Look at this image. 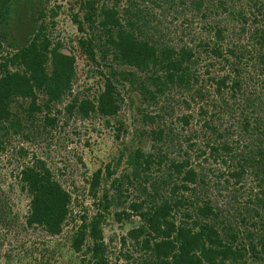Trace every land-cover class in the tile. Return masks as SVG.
Returning a JSON list of instances; mask_svg holds the SVG:
<instances>
[{"label":"trees","instance_id":"16d2710c","mask_svg":"<svg viewBox=\"0 0 264 264\" xmlns=\"http://www.w3.org/2000/svg\"><path fill=\"white\" fill-rule=\"evenodd\" d=\"M34 1L0 0V49L2 42L7 41L14 51L1 56L0 62V151L6 149L11 131L23 135L26 130L30 136L24 137L29 140L49 137L59 129L64 115L116 116L120 108L114 95L117 75L135 83L148 103L158 104L170 92L169 100L174 99L175 93L184 98L182 103L187 108L191 109L190 102L201 103L203 142L199 144L197 132L189 134L179 158L171 157V151L180 152L183 148L182 144L175 145L179 135L171 127L156 126L148 132L142 131L153 142L154 152L138 151L131 161L151 184L146 187L137 175L134 178L125 175L129 185H136L134 191L138 196L129 205L130 213L122 211L114 216L117 221L132 214L140 218L141 224L128 232L140 250L146 252L137 264L263 261L264 235L255 240L253 235H244L230 223L221 222L218 211L204 197L209 186L208 175L215 171L205 168L209 162L222 163L224 169L217 171L218 178L228 176L226 184L230 178L239 184L246 176H252L260 189L256 202L261 200L260 195L264 196V4L258 7V2H254L257 13H247L241 8L236 10L232 0H107L102 6H98L97 0L85 1L84 18L91 33L81 39L82 50L99 66L101 62L104 66L111 54L119 68L106 65L107 69H113L110 75L98 71L105 78V87L97 97L98 105L86 98L81 101L74 98L65 110H59L57 103L72 94L75 68L72 59L62 55L57 47L51 48L48 28L39 20L44 17L43 11L37 10L40 12L37 16ZM147 1L163 10L161 14L146 6L142 8L141 4ZM222 14L230 19L221 18ZM198 17L203 33L192 35L190 44L184 36ZM76 21L78 30L85 32L83 21ZM227 22L239 25L240 34L234 31L233 36L242 42H227ZM249 22L251 33L246 27ZM27 25L33 28L31 33L21 36V28ZM37 25L39 30L33 37ZM172 34L182 42L179 46L172 44ZM104 37L103 41L111 47H100L101 62H97L96 40L100 43ZM121 66L147 72V84ZM168 106L165 111L172 110ZM226 117L230 119L229 127L224 123ZM191 119L189 114L181 116L184 131ZM160 120L163 115L150 114L146 115L144 124L154 125ZM17 153L28 156L24 148H19ZM154 168L163 173L153 177ZM112 174L108 168V177ZM19 177L22 190L30 198L25 226L40 228L49 236L60 235L72 213L71 194L47 163L37 157L24 163ZM101 182L99 170L92 177L90 194L97 200L100 212L89 222L83 217L72 237L75 251L86 250L81 264H119L109 260L102 225L111 207L124 203L122 191L118 188L113 196L105 189L100 197ZM0 206V221L10 219L11 223L7 202L2 200ZM252 225L256 226L257 222ZM126 257L131 258L129 254Z\"/></svg>","mask_w":264,"mask_h":264},{"label":"rangeland","instance_id":"374dc122","mask_svg":"<svg viewBox=\"0 0 264 264\" xmlns=\"http://www.w3.org/2000/svg\"><path fill=\"white\" fill-rule=\"evenodd\" d=\"M85 1L87 0L34 1V4H36L35 12H38L37 10L43 11L44 17H40L39 20L41 23L44 21L48 28L47 34L51 41V48L57 47L62 55L72 59L75 68L71 88L72 94H68L61 102L57 103L59 110H65L64 107L71 103L74 98H77L78 101L86 98L98 105L97 97L105 87V78L98 71L107 74L109 72L108 75H110L113 69L119 68L118 63L114 62L111 54H109L104 65L105 68L103 66L104 62L99 59L100 47H111L103 41L106 39L105 37L100 43L96 40L99 45L95 44L96 60L101 62L100 66L89 59L82 50L81 39L88 38L91 33V29L88 28V23L84 18L86 9L83 3ZM106 1L97 0L98 6H102V3ZM254 2H258V7L264 4V0L231 1L236 10L241 8L247 13L254 11L257 13L253 6ZM145 6L157 15H160L163 11L155 8L151 1H147L144 5L141 4L142 8ZM24 13L26 16L27 10H24ZM38 13H36L37 16L40 15V12ZM227 14H222L221 18L226 17ZM221 18L218 19L221 20ZM76 19L83 21L82 26L85 27V32L78 30ZM182 19L181 17L179 20ZM167 22L165 21V26H167ZM227 23L229 27L227 42H242L241 38L238 40L233 36L234 31L240 34L239 27L237 28L239 25L232 22ZM30 24L32 26V23ZM201 24L202 21L198 17L196 21L189 25L191 29L184 38L190 44L192 35L197 37L203 33ZM31 26L27 25L21 28V36L23 34L29 35L33 29ZM246 27L249 31L252 30L250 22ZM35 28L33 37L39 30L38 25ZM231 33L232 35H229ZM172 37L174 39L172 44L182 43L176 40L174 34H172ZM245 37L248 38V34ZM8 52L14 53L12 48L8 46L7 41H3L2 49H0V62L1 56L8 54ZM106 65L113 67V69L110 67V69H107ZM121 67L122 70L134 72L136 74L135 79L140 78L147 84L146 78L149 76L147 72L137 71L131 66ZM115 82L114 95L119 99L120 108L114 117H102L97 114L85 118L77 113L73 116L62 114L64 117L59 121L58 130L53 131V134L51 133L49 137L44 136L41 138L37 136L32 140L24 137L26 134L30 136L26 130H24L23 135L22 133L14 134L11 131V135L6 140V149L0 151V204L2 200L7 202V208L11 210L13 221L11 223L10 219L0 221V264H81L86 250L75 251L72 247V237L83 223V217L89 222L98 211L100 212V207L96 205L97 200L90 194L92 177L99 170H101L102 182L98 190V196L101 197L105 189L109 195L114 196L117 189L121 188L122 201L124 202L111 207L106 215L105 223L102 225L103 241L107 245L109 260L119 264H137L138 261L143 259L146 253L145 250H140V246L136 245L128 236L130 230L141 224L140 218L132 214L122 221H117L114 216L115 213L122 211L130 213L129 205L138 196V193L134 191L136 185H129L124 177L127 175L134 178L135 174L140 177L139 180L146 187L151 184V181L146 180L143 173L131 161L138 151L154 152L152 150L153 142L142 131L148 132L156 126L171 127L175 130L179 135V138L175 140V145L182 144L183 148L180 152L171 151V157L174 158H179L183 154L186 146L183 141L188 138L189 134L197 132L198 138L200 137L198 142L201 144L203 142L201 138L203 133L201 130L202 123L199 117L201 103L190 102L191 109L187 108L182 103L184 98L175 93L172 96L174 99L169 100L168 97H171V92L164 96L158 104L148 103L135 83L128 81V79H122L118 75ZM167 104L172 110L165 111ZM150 114L163 115V120H160L158 124L145 125L144 119L146 115ZM187 114L191 115L192 119L190 126L184 131L185 127H183L180 118L182 115ZM224 123H227L225 124L226 127L231 125L228 117L224 119ZM119 129H122V131H119ZM19 148H24L28 156H19L17 153ZM34 157L47 163V166L54 172L56 179L72 197L71 216L67 220L64 230L58 236H49L40 228H27L25 226L30 198L27 192L21 188L19 175L24 163ZM209 163L205 164V168H213L215 171L208 175L209 186L206 188L204 200L211 201L216 212L218 211L220 214L221 222L230 223L233 229L243 232L244 235H253L255 240H258L264 235L262 231L264 228H261V224H264V196L260 195L261 200L258 203L256 202V194L260 193L256 180L248 175L239 184H236L232 178L226 184L225 179L228 176L218 178L220 173L218 174L217 171L222 172V169H224L222 163ZM108 168L113 173L110 178L108 177ZM155 168L153 177L156 178L163 172H156ZM197 170L199 171L198 168ZM114 181H117L116 185L112 186ZM250 200L252 201L250 202ZM180 218V215H178L177 220ZM253 222H257V225L253 226ZM126 254H129L131 258L128 259ZM249 264H264V260L250 261Z\"/></svg>","mask_w":264,"mask_h":264}]
</instances>
